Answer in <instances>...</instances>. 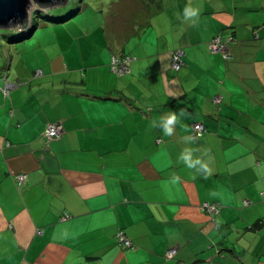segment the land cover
Wrapping results in <instances>:
<instances>
[{"label":"crops","instance_id":"obj_1","mask_svg":"<svg viewBox=\"0 0 264 264\" xmlns=\"http://www.w3.org/2000/svg\"><path fill=\"white\" fill-rule=\"evenodd\" d=\"M109 3L138 21L121 27L108 10L104 28L58 46L64 56L21 66L15 79L14 64L0 74V264H264V21L253 15L261 7ZM186 7L199 16L186 21ZM217 37L228 40V59L210 51ZM112 55L134 58L129 75L111 73ZM181 108L189 114L165 135L159 118ZM50 123L61 126L58 139L45 137ZM194 123L206 129L200 138ZM185 149L207 171L189 168ZM120 230L132 247L119 246Z\"/></svg>","mask_w":264,"mask_h":264},{"label":"rangeland","instance_id":"obj_2","mask_svg":"<svg viewBox=\"0 0 264 264\" xmlns=\"http://www.w3.org/2000/svg\"><path fill=\"white\" fill-rule=\"evenodd\" d=\"M110 1L66 0L62 4L63 7L57 8H39L32 3L26 28L20 29L22 26L16 25L8 29H0V74L3 75L2 77L11 73L10 70H6L10 64H14L13 67L11 66L12 79L20 75L19 67L21 66H24L21 71H27V65L42 68L49 57L56 58L58 54H62L58 48L59 45L69 46L73 43L76 33L104 28V17L109 12L117 13L121 27H127L138 21L137 12L131 9L124 10L114 5L109 10ZM145 1L148 2V0ZM249 1L250 5L261 7V9L255 8L253 15H262L264 21V0ZM35 10H39L40 13H33ZM24 35L30 36L26 38ZM80 41L90 42L86 37L81 38ZM22 75L26 74L22 73ZM2 85L4 82L0 78V86Z\"/></svg>","mask_w":264,"mask_h":264},{"label":"built area","instance_id":"obj_3","mask_svg":"<svg viewBox=\"0 0 264 264\" xmlns=\"http://www.w3.org/2000/svg\"><path fill=\"white\" fill-rule=\"evenodd\" d=\"M208 47L211 52H220L224 58L228 59L229 55L227 52V47H226V42L222 41L220 37L214 38L209 44ZM171 62L170 66L171 69L175 72L179 71L180 68L183 66V52L180 49H176L171 53ZM131 61L130 58H123V59H118L116 57H112L111 59V64L113 65V70L116 72L118 75H122L125 72L128 71V62ZM41 74L40 71H37V75L39 76ZM7 95V93H5ZM215 103H220V98L216 97L214 98ZM62 130L61 126L58 123H50L47 124L44 130V135L48 140H55L60 137ZM205 132L204 126L201 123L194 124L192 126V136L195 138L201 137L203 133ZM26 175L23 173L17 174L15 179L19 184H22L25 181ZM250 201L245 200L244 204H249ZM218 204L217 203H209L205 202L201 205V208L203 210H206L208 213L213 214L218 211ZM68 217V215H64V218ZM116 240L121 248H130L132 247V241L130 238L126 235V233L122 230L117 231L116 235ZM176 253V247H170L165 251V258L170 259L172 258Z\"/></svg>","mask_w":264,"mask_h":264},{"label":"water","instance_id":"obj_4","mask_svg":"<svg viewBox=\"0 0 264 264\" xmlns=\"http://www.w3.org/2000/svg\"><path fill=\"white\" fill-rule=\"evenodd\" d=\"M66 0H0V29L27 24L28 14L32 3L39 8L63 7Z\"/></svg>","mask_w":264,"mask_h":264},{"label":"clouds","instance_id":"obj_5","mask_svg":"<svg viewBox=\"0 0 264 264\" xmlns=\"http://www.w3.org/2000/svg\"><path fill=\"white\" fill-rule=\"evenodd\" d=\"M199 16V10L196 8L186 7L184 11V18L185 20H192L193 17L197 18ZM189 113L186 109L181 108L179 112H172L170 111L167 115L162 116L159 118V121L162 124V131L165 135L171 136L174 131V127L178 122V116H187ZM157 120H153L151 122L152 127H156ZM183 127V125H182ZM181 158L183 161L188 165L189 168L195 167V165L199 164L201 168H203L205 171H207V166L199 159H192L191 151L188 149H185L181 153Z\"/></svg>","mask_w":264,"mask_h":264},{"label":"trees","instance_id":"obj_6","mask_svg":"<svg viewBox=\"0 0 264 264\" xmlns=\"http://www.w3.org/2000/svg\"><path fill=\"white\" fill-rule=\"evenodd\" d=\"M33 13H40V11L39 10H35ZM33 13H32V15H33ZM32 15H31V17H32ZM64 21V20H63ZM57 22H60V20H57ZM62 22V21H61ZM27 27V24L25 25V26H23V28H26ZM29 35H24V37H28ZM24 37H22V38H24ZM223 41V40H222ZM228 41V40H227ZM227 41H225L226 42V47H227ZM174 51V50H173ZM173 51H171L170 53H172ZM228 52V51H227ZM171 55L172 54H170V57H171ZM229 55V54H228ZM112 57H116V58H118V59H123V58H130L131 59V61H129L128 62V71L127 72H125L124 74H122V75H118V74H116V72H114V70H113V65L111 64V59H112ZM132 61H134V58H132V57H130V56H128V55H123V56H116V55H112L111 56V58H110V60H109V65H108V67H109V70L111 71V73L112 74H114L115 76H117V77H123V76H127V75H129L130 73H131V63H132ZM182 68V67H181ZM180 68V69H181ZM38 71H40V70H38ZM41 72V71H40ZM175 72V71H174ZM178 72V71H177ZM37 75V72H36V74H35V77H37L36 76ZM194 124H197V123H194ZM194 124H192V126L194 125ZM202 124V123H201ZM203 125V124H202ZM204 126V125H203ZM204 129H205V127H204ZM205 132H206V129H205ZM204 132V133H205ZM203 133V134H204ZM191 135H192V127H191ZM203 135H201V137H202ZM195 138V137H194ZM200 138V137H199Z\"/></svg>","mask_w":264,"mask_h":264}]
</instances>
